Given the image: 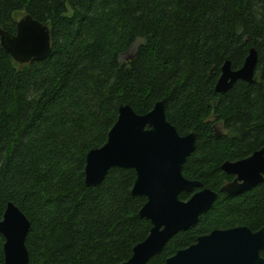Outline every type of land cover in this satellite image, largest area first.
<instances>
[{"label": "trees", "instance_id": "1", "mask_svg": "<svg viewBox=\"0 0 264 264\" xmlns=\"http://www.w3.org/2000/svg\"><path fill=\"white\" fill-rule=\"evenodd\" d=\"M17 12L50 32L42 60L18 63L0 45V220L8 201L29 219V264L119 263L148 234L134 169L84 184L85 155L105 142L120 104L144 114L164 100L178 133L196 134L183 176L217 193L145 264L213 229L264 227V174L247 191L220 190L232 177L221 165L264 146V0H0V27L15 33ZM250 48L254 81L216 91L223 63L240 68Z\"/></svg>", "mask_w": 264, "mask_h": 264}, {"label": "water", "instance_id": "2", "mask_svg": "<svg viewBox=\"0 0 264 264\" xmlns=\"http://www.w3.org/2000/svg\"><path fill=\"white\" fill-rule=\"evenodd\" d=\"M0 45L18 63L42 60L50 53L49 27L30 14H23L16 22L15 33L0 27ZM256 62L254 48L249 49L238 69H231L229 61H225L215 90L225 92L239 79L252 83ZM195 139L194 132L181 135L166 119L164 100L157 101L144 114L135 112L129 104H120L105 142L86 153V186L101 183L112 167L132 168L136 177L131 194L146 198L138 215L150 221L148 234L133 246L128 259L112 264H145L169 238L196 223L199 215L211 207L217 193L201 188L199 181L182 174ZM221 169L235 176L221 186L222 192H240L254 186L264 173V146L245 158L225 161ZM195 188L200 189L193 192ZM181 192L192 194L182 200L178 197ZM29 227L26 215L8 201L0 220L4 264H29L25 244ZM260 252L264 253V227L253 231L240 225L213 229L198 236L194 243L177 250L163 264H264Z\"/></svg>", "mask_w": 264, "mask_h": 264}, {"label": "rangeland", "instance_id": "3", "mask_svg": "<svg viewBox=\"0 0 264 264\" xmlns=\"http://www.w3.org/2000/svg\"><path fill=\"white\" fill-rule=\"evenodd\" d=\"M22 12H17L15 15H14V17H15V19L16 20H18L21 16H22ZM133 50H134V46L125 54V55H123L122 57V59H128L129 57H130V55L133 53Z\"/></svg>", "mask_w": 264, "mask_h": 264}, {"label": "flooded vegetation", "instance_id": "4", "mask_svg": "<svg viewBox=\"0 0 264 264\" xmlns=\"http://www.w3.org/2000/svg\"><path fill=\"white\" fill-rule=\"evenodd\" d=\"M133 55V53L130 55V56H132ZM264 174V173H263ZM230 175H232V174H230ZM234 175H232V177H231V179L230 180H228V181H226L225 183H227V182H229V181H232L233 179H234ZM224 183V184H225ZM223 184V185H224ZM258 184V183H257ZM257 184H255L254 186H252V187H249V188H247V189H244V190H242V191H240V192H243V191H247V190H249V189H251V188H253V187H255ZM200 188H195L194 190H193V192L194 191H196V190H199ZM190 193V195L192 194V192H189ZM226 193V192H225ZM233 193H239V192H233ZM217 197V196H216ZM237 226H240V225H237ZM263 253V252H262ZM260 254H261V252H260ZM264 254V253H263ZM264 256V255H263Z\"/></svg>", "mask_w": 264, "mask_h": 264}]
</instances>
